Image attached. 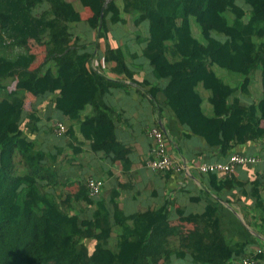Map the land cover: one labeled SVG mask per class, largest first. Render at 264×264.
I'll return each mask as SVG.
<instances>
[{
  "label": "trees",
  "instance_id": "obj_1",
  "mask_svg": "<svg viewBox=\"0 0 264 264\" xmlns=\"http://www.w3.org/2000/svg\"><path fill=\"white\" fill-rule=\"evenodd\" d=\"M78 1L81 9L75 0H0V264H167V240L175 235L168 205L145 216H112L100 199L103 189L90 194L88 180L101 179L79 182L73 193L74 184L58 176L85 144L116 141L115 123L98 104L103 88L91 69L95 49L105 44L97 68L104 63L135 83L139 53L114 48L110 26L144 44L153 77L167 82L150 94L162 93L179 124L226 159L236 145L264 140V0ZM86 11L91 15L84 19ZM30 42L44 50L32 51ZM29 94L35 98L30 111ZM51 96L53 109L71 125L63 136L54 132L56 124L52 136L39 137L38 102ZM26 120L24 135L18 131ZM66 135V145L58 147L53 139ZM235 183L226 179L222 190ZM261 192L252 182L264 223ZM77 204L84 206L80 213ZM91 208L84 225L82 213ZM183 220L198 225L179 233L196 263L230 264L244 256L245 245L223 238L215 206ZM88 240L96 241L92 253ZM203 247L210 252L203 254Z\"/></svg>",
  "mask_w": 264,
  "mask_h": 264
},
{
  "label": "crops",
  "instance_id": "obj_2",
  "mask_svg": "<svg viewBox=\"0 0 264 264\" xmlns=\"http://www.w3.org/2000/svg\"><path fill=\"white\" fill-rule=\"evenodd\" d=\"M110 30L109 40L114 48L127 46L131 52L139 53L134 68L135 83L114 75L109 70L110 66L108 68L104 63L100 64L102 68H97L98 60L102 58L100 52L105 49L104 43H101L99 49H95V57L91 63V69L103 88L98 96V104L109 113L115 123L116 141L101 146L85 144L80 154L59 168L58 176L63 181L67 179L74 184L70 188L73 193L77 192L79 182L84 183L89 178L103 180L105 186L100 199H106L112 216L119 211L125 216H145L165 204L168 205L169 223L175 229V235L167 240L166 249L172 254L167 264H202L193 261L192 253L189 248L184 247L179 233L184 236L195 231L198 225L184 222L183 219L204 216L208 205L215 206L219 211L223 238L231 245H245L244 256L239 259L250 258L255 264H264V223L257 215L261 211L257 209L252 196L254 181H257L262 189L261 194L264 195V161L239 166L231 176L224 173H201V165L225 159L218 154L217 148L207 145L202 138L191 134L189 128L179 124L173 111L165 105L162 93H158L156 98L150 94L149 91L154 86H165L167 82L157 81L153 77L152 67L141 54L145 45H137L134 37L127 35L119 25L110 26ZM51 98L53 96L41 100V114L38 112L42 136L46 133L52 136L53 128L50 129L49 124L54 120V125L57 122L71 125L63 115L57 116V111L50 112L53 109ZM152 127L164 131L179 163L186 167L185 171L164 173L149 168L152 142L148 138V132ZM67 138L66 135L65 140L55 139L54 143L63 148ZM233 153L263 157L264 140L236 145L230 154ZM212 175L216 176V181ZM231 178L236 181L234 187L222 190L226 179ZM237 181L244 182L245 185L240 186ZM65 191L63 189V193ZM76 209V213H80L84 209L83 204H77ZM92 212L91 208L89 212L82 213L84 225H89ZM114 240L115 237L113 243ZM203 243L206 245L209 241L205 239ZM95 244V240L86 242L91 253ZM208 251L209 248L203 247V254ZM229 262L230 260L226 264Z\"/></svg>",
  "mask_w": 264,
  "mask_h": 264
},
{
  "label": "built area",
  "instance_id": "obj_3",
  "mask_svg": "<svg viewBox=\"0 0 264 264\" xmlns=\"http://www.w3.org/2000/svg\"><path fill=\"white\" fill-rule=\"evenodd\" d=\"M55 132L59 136H63L66 132V127L62 123H58ZM148 138L152 142V159L149 161V168L159 172L174 171L182 173L186 167L179 163V159L170 147V141L167 139L163 130L158 127H152L148 132ZM260 159L252 156H243L241 154H230L224 161L215 163H205L199 167V171L204 174H218L224 173L231 176L235 173L236 168L239 166L252 165L259 163ZM88 186L91 196H98L104 186L102 180L89 179ZM261 253V251H258ZM230 264H255L250 258L235 259Z\"/></svg>",
  "mask_w": 264,
  "mask_h": 264
},
{
  "label": "rangeland",
  "instance_id": "obj_4",
  "mask_svg": "<svg viewBox=\"0 0 264 264\" xmlns=\"http://www.w3.org/2000/svg\"><path fill=\"white\" fill-rule=\"evenodd\" d=\"M74 5H75V7L77 8V9H81V4H80V2L78 1V0H75V2H74ZM91 15V13L89 12V11H86V12H84V14H83V18L84 19H86L87 17H89ZM83 24H85V25H87L86 23H83ZM83 27V26H82ZM84 28H86L85 26H84ZM94 36V35H93ZM92 36V37H93ZM30 46H31V48H32V51H34V52H42L44 49L43 48H41V47H39L38 45H36V44H34L33 42H30ZM102 49H104V48H102ZM44 55L45 54H43L40 58H39V63H41L42 61H43V59H44ZM38 63V64H39ZM37 64V65H38ZM33 103H35V98H33L30 94H29V96H28V99H27V104H28V108H29V111H30V109L32 108V105H33ZM38 106H40L39 107V113L41 114V102H38ZM50 112H55V110H53V109H51L50 110ZM56 115L57 116H61V114L57 111L56 112ZM55 118V117H54ZM64 121H68V120H66V119H63ZM56 120H54V121H52L50 124H49V128L51 129V128H53L54 126H56V125H54V123L53 122H55ZM28 122H24V124L23 125H21V127H19V133L20 132H23V134L24 135H26V134H28V132H29V129H28ZM40 128H41V125L39 126ZM39 137H41V134L39 135ZM40 140H41V138H39ZM55 139H57V138H55ZM55 139H53V140H55ZM45 140H47V141H45V147H47L48 146V144L52 141V139L51 138H47V139H45ZM56 142H58V141H56ZM40 143H41V141H40ZM20 166V165H19Z\"/></svg>",
  "mask_w": 264,
  "mask_h": 264
},
{
  "label": "water",
  "instance_id": "obj_5",
  "mask_svg": "<svg viewBox=\"0 0 264 264\" xmlns=\"http://www.w3.org/2000/svg\"><path fill=\"white\" fill-rule=\"evenodd\" d=\"M110 0H107V3L109 2Z\"/></svg>",
  "mask_w": 264,
  "mask_h": 264
}]
</instances>
